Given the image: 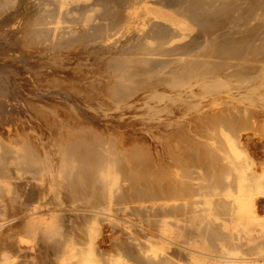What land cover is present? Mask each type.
Returning <instances> with one entry per match:
<instances>
[{
  "label": "bare ground",
  "instance_id": "bare-ground-1",
  "mask_svg": "<svg viewBox=\"0 0 264 264\" xmlns=\"http://www.w3.org/2000/svg\"><path fill=\"white\" fill-rule=\"evenodd\" d=\"M0 28H3L1 34L23 51L24 68L34 76L37 93L45 92L50 85L67 90L62 82L65 78L59 81V76L55 79L53 73L48 75L51 69L48 66L62 60L67 64L72 62L69 75L80 78L84 86L81 94L80 86H74L72 92L81 96L77 102L80 106L89 107L85 108L87 111L93 109L95 112L104 107L93 106L94 102L92 108L89 106L88 100L95 96L92 92L106 95L108 103L109 98L114 100L118 105L112 108L114 112L123 98L133 94L130 93L132 90L137 93L134 103H129V107L127 103L124 108L136 111L135 114L141 113L139 119L147 125L145 133L156 126L157 129L151 132L156 131L157 135L150 132L149 136L157 140L152 139L160 144L161 148L157 147L163 153L161 157L154 155L156 151L150 152L148 145L151 147V144L147 143L152 141L149 138H145L148 142L139 138L144 140V145L143 140L138 141L128 134L124 139L123 135L117 136L119 133L112 132L116 129L103 131L91 126L85 121V114L81 115L72 103L64 101L63 94L62 97L53 94L56 91L49 92L52 96L48 95L53 102L61 101V106H55L51 101L47 102L51 105L45 109L41 103L27 100L36 117L44 120L49 133L32 136L28 130V133L14 132L5 140L0 139V179H14L16 173L20 181L14 185L8 180V189L24 191L29 198L46 194L47 199H58L63 194L69 204L65 209H58L59 212L71 213L69 221L72 217L78 220L79 231L89 237L90 242L94 238L93 242L100 239L98 222L108 224L107 234L103 236L106 238L101 239L107 242V245L104 243L107 247L104 249L101 245L103 251L99 248L101 254L99 252L98 255L94 252L97 246L91 245L93 242L83 241L90 244L85 247L82 242L83 247L77 240L79 236L74 239L75 243L71 239L63 240L65 237L59 234L63 227L58 224L65 218L61 213L53 215L50 222L41 217L48 224L37 233L41 232L43 243L51 242V250L47 252L52 251L56 264H127L124 263L126 258L129 264H173L168 257L172 236L183 238L185 244L193 241L191 246H198L189 248L191 246L186 244L189 246L184 249L185 245L182 248L177 246L183 249L181 252L189 264L245 263V253H241L242 257H234L238 255L233 252L237 251L240 234L238 232L236 236L233 231L249 234V228L255 226L256 238L264 240V198L258 202L262 215L252 211L255 208H252L254 204L251 201L253 192L264 190V162L259 160V166L247 157L248 163L244 166L239 159L243 158L242 154L239 155V129L245 125L239 126L247 119L243 117L248 113L246 109L256 102L258 97L255 99L253 95L260 89L258 77H261L259 62L264 56V0H0ZM43 61H51V64L43 67L40 64ZM60 62L58 65L55 63V67L59 66L56 69L62 67ZM44 75L48 77L46 82L49 85L45 90L39 81ZM71 77H68L69 81ZM70 83L67 88L74 85ZM144 84L148 89L138 94L139 90L136 92L134 88ZM158 84L167 86L170 91L161 92ZM156 85L158 89H155ZM172 107L183 112L180 110L178 117L168 118L167 113ZM97 110L91 113L97 118L99 115L101 119L106 117L105 107L104 113L98 111L100 114H97ZM122 114L117 115L121 118ZM186 118L194 123L188 124H192L191 129L196 127L193 136L189 135L190 130L185 132L187 129H183L187 128ZM140 134L142 136L138 134L139 137L144 136ZM157 147L153 146V150L158 151ZM167 159L169 163H166ZM191 162L195 167L189 166ZM254 165L259 168L254 169ZM16 190L9 191V195L11 192L13 198L23 197L22 192L19 194ZM4 192L0 185V196ZM25 197L24 202L28 198ZM8 198L1 203L13 202L14 199ZM50 200L48 203L51 205L55 201L65 203L64 200L60 202L62 199H54L52 204ZM38 218L37 223L30 217L25 221V234L36 233L35 229L41 225L40 222L39 226L36 225ZM69 221L64 223L69 224ZM95 221L97 228H94ZM90 223L99 230L89 228ZM70 229H75V226ZM65 231H61L62 234ZM144 234L150 236L146 237L147 241L144 237V241L140 240ZM51 238L54 241L49 242ZM249 238L253 240L250 234ZM181 239L180 244H184ZM257 239H254L256 243L259 242ZM43 243V247L49 245ZM261 244L257 243L256 248L259 249L255 248L256 251L261 249L264 252ZM205 251L212 252L210 255L207 252L211 259L202 255L207 254ZM49 254L47 256L48 259L51 257L52 263L47 262L53 264ZM121 257L125 258L124 262L119 261ZM182 259L180 261L183 262ZM7 261L0 257V264H8Z\"/></svg>",
  "mask_w": 264,
  "mask_h": 264
},
{
  "label": "rangeland",
  "instance_id": "rangeland-1",
  "mask_svg": "<svg viewBox=\"0 0 264 264\" xmlns=\"http://www.w3.org/2000/svg\"><path fill=\"white\" fill-rule=\"evenodd\" d=\"M2 30H3V28H0V139H3V140H5L9 135H11V134H14V132L16 133H20L21 131L23 132H27L28 130H29V134H31L32 136H34V135H47L48 133H49V129H47L48 127H46L47 125L46 124H44L45 122H44V120H42V119H38V117H36V115H35V113L34 112H32V110L30 109V107L28 106V103L29 102H27V100L29 101L30 100V102H32V103H35L36 101V103L37 104H39V103H41V105H42V107L43 108H45V109H47V106H49V105H51V104H49V103H47V102H50V103H52L53 101L52 100H50L51 98L49 97V95L50 96H52L53 94H55V95H59L60 97H62L63 96V99H64V101H66L67 103H72L73 104V106H75L76 107V110L77 111H80L79 113L81 114V115H83V114H85V115H83L84 116V119H85V121L86 122H88V124H91V126H93V127H98L100 130H106V131H110V129H111V131H112V129H116V130H113L112 132H116L117 134L119 133V135H117V136H119V137H122V135H123V139L125 138V135H126V137L129 135V137H131V136H133L135 139L137 138L138 139V141H141V140H143V139H139V138H144V140H145V138H149V140H151L152 141V143L150 142H148V139H146L145 140V142H148L147 144H151V147L148 145V147L150 148V152L152 153V152H155L156 154H154V155H157V154H159L161 157H162V150H161V152L159 151L160 149H159V147L161 148V146H159L160 144L157 142L156 143V139L153 137V136H149L150 134V132H151V130L153 131V129L156 127H153V129L151 128L150 129V132L149 133H145L144 131H145V127L147 126H145V124L143 125V123H142V121H141V119H139V115L141 114L139 111V113L137 114H135L134 112H136V111H132V110H130V109H127V108H124V106H127L129 103L131 104H133L134 103V101H135V98H137V93H135L133 90L130 92V93H135V97H134V95L132 94V95H129L128 97H125V99L123 98L122 99V101H121V105L120 106H122L121 108H119V107H117L118 109L117 110H115V112H114V110L112 109V108H115V106H118L117 104H116V102L114 101V100H112V99H110L109 98V103L108 102H106L108 99V97L106 98V95H103L102 93H99V92H92L91 94L94 96L93 97V99L92 100H88L89 102H87V103H89L90 105V107L92 108L93 106H96L95 104H98V105H100V107L103 105L104 107H105V109H106V111L104 110V107L101 109H96L97 110V112L98 111H100V113H104V112H102V111H105V114L104 115H106V117L105 118H99V116H98V118L96 117V114L94 115L93 113H96V110H95V112H93V109H92V111H87V109L89 108H87L86 106L84 107V106H80V104H79V101H80V98H81V96H79L77 93L76 94H73V92H72V88H78L79 86H80V88H78V89H80L79 91V93L81 94V89L83 88V90H84V86L81 84V82H80V78H76V77H73V75H69V69L71 68V67H73V65H72V62H69L68 64H67V62L65 61L64 62V60H62L61 62L62 63H64V65L66 66H64L63 64H61V62L60 61H57V62H55V63H57V65H58V63L60 62V66H64L63 68L61 67V68H58V69H56L57 67H59V66H56L55 67V63H53L54 64V66H52V64H51V61L49 62H45V61H43V62H40V64L44 67V65H46V66H48L49 64H51L50 66H48L49 68L51 67V69L50 70H52V71H50V70H48V75H51L52 73H53V76H55L54 78L55 79H57V77H58V79H59V81H61L63 78H65V79H63V87H65L67 90H59V88L58 89H55V87H53L52 85H50V87L52 88V90H51V88L50 87H48L49 85L47 84V82H46V80H47V78L48 77H45V75H44V77L46 78H44V77H42V78H40V77H36V79L37 78H40L39 79V81H41V84L42 85H44V87H43V89L45 90V89H47V87H48V90H46V91H48V92H36V87L34 86V85H36L37 86V84L34 82V76H32V75H30L28 72H27V70H26V68H24L25 67V59L24 58H21V55H22V53H23V51L22 50H18V48L17 47H15L14 45H13V43H11L7 38H5L2 34H1V32H2ZM53 62V61H52ZM47 63H49L48 65H47ZM24 64V65H23ZM71 65V66H70ZM70 66V67H69ZM52 67H54V68H52ZM66 68H68V70L66 69ZM55 69V70H54ZM67 70V72L65 71V70ZM72 69V68H71ZM71 69H70V72L72 73V71H71ZM259 69L261 70V77H258V82H259V85H260V89L258 90V91H256L255 93H256V95H255V93H254V95H253V97L255 96V99L258 97V99H256V102L254 103V104H252V105H250V106H248L247 108L249 109H246V112H248V113H246L243 117H247V119L245 120L244 119V124L242 125H240L239 126V128L241 127V126H244L242 129L240 128L239 130V139H240V146H239V148H240V150H239V155L240 154H242V155H240V156H243V158L242 157H240L239 159L241 160V161H243L242 163L244 164V166H247V157L249 158L250 157V159H252L253 161H255L254 162V164H259V166L261 165V163L262 162H264V56H263V60H261L260 62H259ZM58 71H60V72H58ZM62 71L64 72L63 74H62ZM49 72H51L50 74H49ZM59 73V74H58ZM61 73V74H60ZM47 75V74H46ZM63 75V76H62ZM71 77L72 78V80H70L69 81V78ZM31 78V79H30ZM61 79V80H60ZM78 81V83H77V81ZM64 81L67 83H70L71 81V83H74V85L72 84V86H69V88H67L68 86L67 85H69L68 83L66 84V83H64ZM76 81V82H75ZM32 83V84H31ZM43 83H45V84H43ZM70 83V84H71ZM65 84V85H64ZM78 84V85H77ZM48 85V86H47ZM39 86V85H38ZM45 86H46V88H45ZM75 86V87H74ZM145 86V87H144ZM144 86H142V85H138L136 88H134V90H136V92H138V90H139V92H138V94L139 93H142V92H144L145 90H147L148 89V87L146 86V84H144ZM160 86V88H159V90L161 91V92H165L167 89H168V87L167 86H165V85H159L158 84V87ZM162 86L164 87V89L162 88ZM34 87H35V89H34ZM155 87V86H154ZM167 87V88H166ZM32 89V90H31ZM34 89V90H33ZM42 89V90H43ZM155 89H158L157 88V85H156V88ZM162 90H164V91H162ZM31 91H32V93H31ZM34 91V92H33ZM56 91V93H53V92H55ZM158 91V90H157ZM168 91H170L169 89H168ZM52 92L53 94H50V93ZM58 92V93H57ZM168 93V92H167ZM170 93V92H169ZM42 94V95H41ZM44 94V95H43ZM49 94V95H48ZM63 94V95H62ZM62 95V96H61ZM77 95V96H76ZM103 95V96H102ZM66 96V97H65ZM100 96V99L98 98ZM102 96V97H101ZM131 96H133V97H131ZM47 97V98H46ZM80 97V98H79ZM97 97V98H96ZM106 98V99H105ZM43 99V101H41ZM104 99H105V101H104ZM130 99V100H129ZM31 100H34V101H31ZM77 100H79L78 102H77ZM258 100V101H257ZM45 101V102H44ZM52 101V102H51ZM75 101V102H74ZM92 101V102H91ZM94 102V104H93V106H91L92 105V103ZM123 102H125V103H123ZM61 104V101H59V102H53L52 104L53 105H55V104H58V106H61L60 104ZM77 103L79 104V105H77ZM115 103V104H114ZM128 103V104H127ZM105 104V105H104ZM118 104H120V103H118ZM130 104L127 106V107H129L130 106ZM40 105V106H41ZM45 105V106H44ZM52 105V106H53ZM106 105H108V106H106ZM27 106V107H26ZM55 106H57V105H55ZM29 107V108H28ZM79 107H80V109H79ZM49 108V107H48ZM85 108H87V109H85L86 111H84V109ZM174 108V109H173ZM29 109V110H28ZM90 110V109H89ZM113 110V111H112ZM121 110V111H120ZM128 110V111H127ZM181 110V112H183V110L182 109H180V108H175V107H172V110L170 109V111L169 112H171L170 114H169V112L167 113L168 115V118H175V116H177V114H178V116L180 115L179 113H181V112H179ZM82 111V112H81ZM112 111V112H111ZM119 111V112H118ZM125 111V112H124ZM91 112H93V113H91ZM118 112V113H117ZM179 112V113H178ZM99 112L97 113V114H100ZM110 113V114H109ZM120 113H123L122 115H121V118L117 115V114H120ZM133 113L136 115H133ZM63 113H60V115H62ZM91 114H92V116H91ZM107 114H108V116H107ZM115 114H116V116H115ZM125 114H127V115H125ZM35 116V117H34ZM95 118H94V117ZM123 116V117H122ZM125 116H126V118H125ZM129 116V117H128ZM133 116V117H132ZM138 116V117H137ZM141 116V115H140ZM177 116V117H178ZM188 117V116H187ZM36 118V119H35ZM113 118V119H112ZM118 120H117V119ZM119 118L121 119V120H119ZM124 118H125V121H124ZM133 118V119H132ZM136 118V119H135ZM137 118L139 119V121H141L140 123L141 124H137V123H139V121H137ZM141 118V117H140ZM249 118V119H248ZM130 119H132V120H130ZM102 120V121H101ZM108 120V121H107ZM185 120H187V123H186V127L187 128H183V129H187L185 132H189V130L191 131V132H189V135L190 136H193V133H195L196 132V127L194 128V127H192V129L190 128L191 126H192V124L194 125V123H192L191 122V120L188 118H186ZM190 120V121H189ZM243 120V119H242ZM245 121H249V123L248 122H245ZM42 122H43V126H42ZM190 122L192 123L191 124V126L189 125L188 126V124H190ZM129 123H131V124H129ZM246 123H247V126H246ZM95 124V125H94ZM138 125H140V126H138ZM45 126V127H44ZM144 126V127H143ZM45 128V129H43V128ZM138 127H140V128H138ZM189 127V128H188ZM193 128H194V130H193ZM137 129V130H136ZM141 129H143V132H142V130ZM157 128H155L154 130H156ZM44 130H47L48 132L47 133H44V132H46V131H44ZM193 130V131H192ZM8 131H9V133H8ZM30 131H31V133H30ZM42 132V134H41V132ZM119 131V132H118ZM170 130H168V132H169ZM35 132V133H34ZM38 132H40L39 134H37ZM114 132V133H115ZM138 133L139 134V136H142L140 133H142V134H144V136L145 135H147L146 137H139L138 136V134L136 135V133ZM162 132V131H161ZM174 132V131H173ZM28 133V132H27ZM115 133V134H116ZM152 134L151 135H153V134H155V136L157 135V133L158 132H151ZM160 133V132H159ZM170 133V132H169ZM190 133H192V134H190ZM9 134V135H8ZM128 134V135H127ZM131 134V135H130ZM134 134V135H133ZM165 134H166V131H165ZM135 135L137 136V137H135ZM168 135V134H167ZM169 135H172V132H171V134H169ZM152 139H155L154 141L152 140ZM144 140L142 141L143 143H144ZM157 144H155V143ZM154 143V144H153ZM152 144H153V146H159V147H157V149H158V151L155 149V150H153L154 148H153V146H152ZM250 144H252V145H250ZM144 145H146V143H144ZM152 150V151H151ZM160 152V153H159ZM263 159V160H262ZM244 160H246V163L244 162ZM261 161V163H258V161ZM165 161V160H164ZM169 163L170 161L167 159L166 160V163ZM257 162V163H256ZM192 164V167H195V163L194 162H191L190 164H189V166ZM194 165V166H193ZM257 166V165H256ZM191 167V166H190ZM191 167V168H192ZM254 167H255V165H254ZM253 167V168H254ZM258 169L259 167L257 166V167H255L254 169ZM15 176H14V179L13 178H11V179H0V185H2V187L5 189V192L3 193V195H1L0 196V198H2V199H0V203H1V200L2 201H4V200H7V198H6V196H8L9 195V191H13V190H16V188L15 189H12V190H9L10 188V186L8 185V180L11 182V183H14V185H15V183H16V185L18 184V182L20 181L17 177H16V173L14 174ZM7 184V185H6ZM262 186H264V184L262 185ZM7 188V189H6ZM9 188V189H8ZM264 189V188H263ZM18 191V192H17ZM10 192V195H9V198L8 199H11V200H13V202L15 203V205L13 204V202H11L10 200H8L9 201V205L7 206V203H8V201L7 202H2L1 204H0V209H3V210H0V245H2V243H3V245L2 246H0V257H3V259L4 260H8L7 262H8V264L10 263V264H48L49 262L50 263H52L49 259L51 258L50 256H52V261H53V264L55 263V260H54V255H53V253H52V251H49V252H47L48 250H51L50 249V246H51V242L50 241H54V239L53 238H55L56 240H57V238L56 237H59V236H56V237H53V238H51V240H48L50 243H48L47 241L46 242H44L43 243V240H41V232L40 233H37L39 230H41V229H44L45 228V224H48V223H46L45 221H43V220H47V222L49 221H51V219H52V216L53 215H57L58 213L60 214H62L63 216H65V218H63L62 219V221H60V223H58L59 225H60V227H63V228H69V226H70V228H74V226H75V229H68V230H66L67 231V233H66V231H65V229H63L62 228V230H61V228L59 229L60 231H59V234H60V236L62 235V237H65V238H63V240L64 239H71L72 241H74V239H76V238H78V236H79V239H77L78 240V242H79V240H80V243H82L83 241H88V243H90L91 244V242H93L92 240H96L95 238L94 239H90L91 240V242L89 241V237H87V236H85V235H82V233L79 231V229H78V226H79V224H77V223H79L78 222V220L76 221V219H74L73 217L72 218H70V221H69V219H68V217H71L70 215H71V213L69 214V212H64V210L62 211V212H59V210L60 209H65L66 208V205H68L67 204V202H69L68 201V198H67V200L65 201V199L63 198L64 197V195L62 194V196H61V194L58 196V197H61V198H58V199H56V197H52V198H54L55 200H59V199H62V200H60V202H62L63 200H64V202L65 203H59L58 201H55L54 199H47V197L48 196H46V194H44V196L43 195H33L31 198H29V196L27 195V194H25L24 193V191L22 192V191H20L19 189L18 190H16V193H24V194H22L21 193V196H26L25 198H27L26 200L28 201H25V202H27V204L24 202V198L23 197H19V195H18V198H13L12 197V193ZM260 192V193H259ZM258 193H255V192H253V193H255V194H253L252 193V197H251V201H253V206H252V208H255V209H252V211L253 212H255V214L256 215H262V209H261V204L260 203H258V202H260L261 200H263V198H264V190L263 191H259ZM15 193V194H16ZM263 194V195H262ZM47 195H50V194H47ZM3 196H4V198H3ZM14 196V195H13ZM39 196H41V197H39ZM36 197V198H35ZM41 198V199H38V198ZM45 197V198H44ZM49 197H51V195L49 196ZM6 198V199H5ZM66 198V197H65ZM47 199V200H46ZM23 200V201H22ZM31 200H33V201H31ZM34 200H35V202H34ZM45 200H46V202H45ZM48 200H50V203H51V201H52V204L54 203V201H55V203H54V205H51V204H49L48 202ZM43 201V202H42ZM18 202H20L19 204H18ZM30 202H33V204L31 205V203ZM37 202H39L40 204H38V207H37ZM4 203V204H3ZM5 203H6V205H5ZM13 204V205H11V204ZM26 204L25 206L23 205V204ZM42 203V204H41ZM75 203H77V202H75ZM74 203V204H75ZM80 202H78L77 204H79ZM55 204H63L62 206H60V205H56L55 206ZM3 205V207H1ZM17 205V206H16ZM18 205H19V207H18ZM22 207H21V206ZM33 205H35V206H33ZM4 206H5V208H4ZM12 208V209H10V207ZM28 206V207H27ZM55 206V207H54ZM60 206V207H59ZM16 207V208H15ZM35 207H37V208H39V209H37V208H35ZM48 207V208H47ZM258 207H259V209H258ZM22 208H24L25 209V211H23V209ZM33 208V209H32ZM37 209V210H35V209ZM256 208H257V211H255L256 210ZM22 209V210H21ZM47 209V210H46ZM53 209V210H52ZM57 209V210H56ZM59 209V210H58ZM32 210H34V211H32ZM52 210V211H51ZM28 211V212H27ZM35 211L38 213H36V214H34V216L32 215L33 213H35ZM39 211H40V213H39ZM41 211H43V213L41 212ZM47 211L49 212L50 211V213H47ZM7 212V213H6ZM24 212V213H23ZM45 212V213H44ZM57 212V213H56ZM31 213V214H30ZM64 213V214H63ZM23 214H24V216H23ZM49 214H51V215H49ZM28 215V216H27ZM36 215H37V217H39L40 219H41V217H44V219L41 221L39 218V221H38V224H36V225H40L39 224V222L41 223V225L39 226V228L37 227L36 229H35V227L33 228V229H35V231H36V233H34V235H33V233L32 232H28V233H30L31 235H33L34 237L32 238V236L29 234L28 235V233H26L25 234V232H27V231H25L24 229H23V225H24V223H25V221H27L28 220V218L30 217V218H32V220L34 221V219H35V221H36V223H37V217H36ZM67 215V216H66ZM19 216L21 217V218H19ZM15 218H19V220H11V219H15ZM50 218V219H49ZM21 219V220H20ZM24 221H23V220ZM49 219V220H48ZM66 219H68V221H69V224L67 223L66 224V222H68ZM3 220H5L6 221V224H7V226H6V224L3 222ZM8 220V221H7ZM10 221V223L8 224L7 222H9ZM12 221V222H11ZM64 221H66L65 223H64ZM74 221V222H73ZM45 222V223H44ZM96 222V221H95ZM2 223H4L5 225H1ZM71 223V224H70ZM72 223H76V225H74V224H72ZM44 224V225H43ZM66 224V225H65ZM92 224H95V223H92ZM100 224H102L101 222H98V226H97V222H96V225H95V227H94V225L92 226L91 225V223H90V227L89 228H92V230L94 231V230H99V228H101V230H99L98 232H100V235H98V234H96V236L98 235L99 237H100V239H99V237H96V238H98L99 239V241H100V243H98L97 241H94L91 245H93V247L94 246H97V248L99 249V248H101V249H99V251H98V253H97V250L95 249L96 247H94V252L96 251V254H98V255H100L101 254V252L103 251V248L105 249V247H107L106 245H107V242L106 241H103V240H105V238L103 237L104 235H105V233L107 234V232L105 231V230H107V226H108V224L107 225H105L106 223L104 222L102 225H100ZM72 225V226H71ZM74 225V226H73ZM78 225V226H77ZM100 225V226H99ZM5 226V227H4ZM68 226V227H67ZM77 226V227H76ZM99 227L98 229H94V228H97V227ZM102 226V227H101ZM106 226V227H105ZM252 226V225H251ZM14 227V228H13ZM43 227V228H42ZM59 227V226H58ZM94 227V228H93ZM41 228V229H40ZM9 229V230H8ZM18 231H16V230ZM20 229H22V230H24V232H22L21 233V231L22 230H20ZM77 229H78V232H76L77 231ZM103 229H104V231H103ZM250 229V231H249V234H250V237L251 238H253V240L252 239H250L249 238V234L247 233V234H245V233H243V234H245V235H243L239 230H235V231H233L234 232V235H236L237 236V234H238V232H239V234H240V236H238V238H240V242H239V244H237V246H238V248H237V246H236V250L237 251H235L234 250V252H233V254L236 252V253H238V255L236 254V255H234V257H242V254L243 253H245V254H243L244 256H245V258H246V261L244 260V262L246 263V264H249L248 262H250L251 264H252V262H253V264H254V262L256 263V261H257V263L256 264H258L259 262V264H264V252L260 249V250H258L259 251V253H258V251H256V249H259L260 248V244H258V246H259V248H256L257 247V243H262L261 244V247L264 245V240L263 241H261V240H258L256 237H257V234L255 235V232H256V230H257V227H255V226H252L251 228H249ZM6 230V231H5ZM9 232H8V231ZM11 230H13V231H11ZM69 230H74V232H72V233H70V231ZM5 231V232H4ZM11 231V232H10ZM61 231H65V232H63V234L64 235H66V236H64L63 234H62V232ZM151 231H154V230H151ZM247 231V232H248ZM254 231V232H253ZM69 232V233H68ZM97 232V231H96ZM97 232V233H98ZM10 233V234H9ZM77 233H81L80 235H77ZM101 233H102V235H101ZM6 234V235H5ZM36 234V235H35ZM39 234V235H38ZM58 234V235H59ZM68 234V235H67ZM69 234H72V236L71 235H69ZM95 234V233H94ZM238 234V235H239ZM26 235V236H25ZM82 235V236H81ZM145 236H140L141 238H140V240L141 241H144V238L146 239V241H147V239L148 238H150V236L149 235H146V234H144ZM241 235L244 237L243 239H242V237H241ZM4 236V237H3ZM28 236V237H27ZM35 236L37 237V236H39L38 237V239L37 238H35ZM70 236V237H69ZM75 236H77V237H75ZM82 238H81V237ZM83 236H85V239H84V237ZM106 236V235H105ZM6 237V238H5ZM61 237V238H62ZM75 237V238H74ZM93 237H95V236H93ZM102 237V238H101ZM144 237V238H143ZM146 237H148V238H146ZM246 237L248 238V239H246ZM61 238L59 239V240H61ZM73 238V239H72ZM86 238L88 239V240H86ZM104 238V239H103ZM178 238V239H177ZM177 238H176V236H172L170 239H172V243L174 242V244L172 245V243H171V245L169 244V242H166V243H168L169 245H170V247L168 248V249H170V251L171 252H168L169 254H168V257H170V260L171 261H173L172 263L173 264H179V261L182 259V256H183V262L182 261H180V264H187L188 262L185 260V258H184V254L181 252L185 247H187L188 248V246L190 245L191 246V244H193V241L192 242H187L186 244H189L188 246L185 244V241H183V238L181 239V238H179V236H177ZM53 239V240H52ZM101 239H103V240H101ZM169 239V238H168ZM169 239V240H170ZM173 239H175V241L173 240ZM177 239V240H176ZM180 239L182 240V243H184V244H180ZM254 239H257L259 242H257L256 243V240L254 241ZM3 240V241H2ZM38 240H39V242H38ZM41 240V241H40ZM242 240V241H241ZM252 242H251V241ZM177 241H179V243L177 242ZM5 242V243H4ZM41 242L43 243V244H49L48 246H42V244H41ZM97 242V243H96ZM176 242V243H175ZM243 242V243H242ZM74 243H75V241H74ZM76 243H77V241H76ZM80 243H78V244H80ZM83 243H85V242H83ZM80 244L81 246H83L84 244ZM102 243V244H101ZM106 245H105V244ZM191 243V244H190ZM252 243V246L250 245ZM7 244V245H6ZM39 244V245H38ZM87 243H85V247H87V245H86ZM89 244V245H90ZM94 244H97V245H94ZM175 244H178V245H176L175 246ZM195 244V243H194ZM254 244H255V246H254ZM80 245H78V246H80ZM89 245H88V247H89ZM101 245H103L102 247H101ZM180 245V247L182 248L184 245V247H183V249H181L180 247H177V246H179ZM196 245V244H195ZM195 245H193V246H191V247H189V248H193V247H196ZM3 246H4V249H3ZM12 246V247H11ZM83 246V247H84ZM250 246V247H249ZM38 249H37V248ZM39 247H41V249L44 251V252H40L41 250H40V248ZM49 247V248H48ZM171 247H173V248H171ZM198 247V246H197ZM196 247V248H197ZM15 248V249H14ZM175 248V249H174ZM256 248V249H255ZM39 252H37L36 250ZM244 249H246L245 251H244ZM46 250V251H45ZM100 250H101V252H100ZM239 250V251H238ZM2 251V252H1ZM6 251H7V253H6ZM169 251V250H168ZM174 251V252H173ZM179 251H180V253H179ZM249 251V252H248ZM253 251V252H252ZM261 251V252H260ZM45 252H46V254L48 253H52V255H50L49 254V259H48V254L46 255L45 254ZM99 252H100V254H99ZM177 252V253H176ZM209 253V251H205L204 253ZM240 252V253H239ZM252 252V253H251ZM5 253L7 254V256H5ZM44 253V254H43ZM175 253H176V256H175ZM208 253L205 255V254H202L203 256H205L206 258H208V259H211V257L209 256L210 255V253H212L211 251H210V253H209V255H208ZM242 253V254H241ZM249 255H248V254ZM3 254V255H2ZM241 254V255H240ZM252 254H254V256H255V254H257L256 256H255V258L256 257H258V258H254V256L252 257L251 255ZM42 255V256H41ZM43 255H45V256H43ZM172 255H173V257H172ZM182 255V256H181ZM260 257H259V256ZM249 256H251V257H249ZM7 257V258H6ZM43 257V258H42ZM179 257L181 258L180 260H179ZM210 257V258H209ZM232 257H233V255H232ZM247 257H249V258H247ZM9 259H10V261H9ZM44 259V260H43ZM47 259V260H46ZM124 257H123V259H122V257L121 258H119V261L121 260V261H123L124 262ZM173 259V260H172ZM177 260V262L175 261V260ZM251 261H250V260ZM261 259V260H260ZM27 261V262H26ZM47 261H49V262H47ZM120 261V262H121ZM248 261V262H247ZM262 261V262H261ZM176 262V263H175ZM124 263H127V264H129L130 262H128V259L126 258V260H125V262ZM245 263H243V264H245ZM56 264V263H55ZM189 264V263H188Z\"/></svg>",
  "mask_w": 264,
  "mask_h": 264
}]
</instances>
